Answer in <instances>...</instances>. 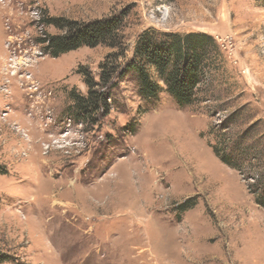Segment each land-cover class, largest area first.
Masks as SVG:
<instances>
[{
  "label": "rangeland",
  "instance_id": "rangeland-1",
  "mask_svg": "<svg viewBox=\"0 0 264 264\" xmlns=\"http://www.w3.org/2000/svg\"><path fill=\"white\" fill-rule=\"evenodd\" d=\"M118 16L120 48L52 57L36 43L61 33L43 19ZM150 31L215 41L194 102L162 83L147 101L130 73L107 115L77 122L71 91L85 96V74L129 61ZM219 143L251 147L246 166L223 164ZM0 167L3 264H264L248 190L264 176V0H0Z\"/></svg>",
  "mask_w": 264,
  "mask_h": 264
},
{
  "label": "trees",
  "instance_id": "trees-1",
  "mask_svg": "<svg viewBox=\"0 0 264 264\" xmlns=\"http://www.w3.org/2000/svg\"><path fill=\"white\" fill-rule=\"evenodd\" d=\"M122 17H109L91 22H77L61 18L43 19L42 23L51 25L60 34H43L36 43L42 48V53L52 57L74 51L80 47H95L106 45L111 48L122 47L116 34ZM121 45V46H120ZM123 50V49H122ZM218 47L212 37L200 33H166L155 31L145 32L138 36L129 61L118 63L124 55L116 54L110 63L105 60L99 67L97 82L85 74L84 83L87 94L76 95L70 93L72 107L71 116L79 123L91 119L97 122L99 116L108 113V93L118 82L130 73H134L138 82V95L147 100H157L164 86L165 92L180 106L192 104L198 86L202 83L205 70L209 66L208 59L217 56ZM108 62V63H107ZM151 70L155 73L153 79ZM129 132L134 128L130 126ZM227 145L219 143L212 147L214 155L225 165L240 171L246 166L251 156L252 148L243 147L242 154L231 156L225 153ZM239 152V148L238 151ZM255 157H253L254 159ZM0 174H5L0 167ZM248 175V174H247ZM257 205L264 208V176H261L248 186ZM9 261V258L0 253V264Z\"/></svg>",
  "mask_w": 264,
  "mask_h": 264
}]
</instances>
